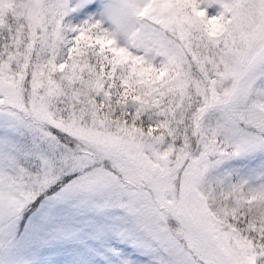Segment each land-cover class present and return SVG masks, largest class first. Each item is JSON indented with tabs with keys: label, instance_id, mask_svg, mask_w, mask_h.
<instances>
[{
	"label": "rangeland",
	"instance_id": "rangeland-1",
	"mask_svg": "<svg viewBox=\"0 0 264 264\" xmlns=\"http://www.w3.org/2000/svg\"><path fill=\"white\" fill-rule=\"evenodd\" d=\"M83 28L115 66L155 58L147 129L102 107ZM230 173L264 176V0H0V264H249L213 212Z\"/></svg>",
	"mask_w": 264,
	"mask_h": 264
},
{
	"label": "trees",
	"instance_id": "trees-1",
	"mask_svg": "<svg viewBox=\"0 0 264 264\" xmlns=\"http://www.w3.org/2000/svg\"><path fill=\"white\" fill-rule=\"evenodd\" d=\"M152 1L154 0H149V2ZM203 1L201 0V2ZM198 11L204 17L202 14L204 12ZM202 17L201 22L205 27L202 29V33L207 32L205 36H210L209 32L212 33L211 30L217 25L213 19L210 18L209 21L206 16L205 18ZM164 32L169 37L167 44L172 51L170 58H181L185 55L184 50L175 45L177 37L174 30L165 29L163 34ZM68 35L71 38L70 52L73 55L78 52L83 53L87 59L95 63L94 68L97 73H102L104 76V83L100 84V91L103 95H97L102 107H111L113 116L120 115L124 120L133 122L135 126L147 129L146 126L150 125L154 118L147 117L148 110L142 108V103L155 97V90H159L162 85L158 75L160 72H158L156 64L151 62L155 58L147 59V57L142 56L141 60L142 63H145L144 67L138 62L127 65L122 63L115 66L111 63L114 59L110 56L109 50L106 52L101 47L99 48L98 41L88 34L86 28H83L75 37L71 36L73 33H68ZM140 70L143 72L141 73ZM144 72L145 74H143ZM142 74L143 76H141ZM192 141L194 140L192 139ZM71 143L78 145L80 142L73 140ZM93 155L98 158L100 164L110 159L99 147L96 148ZM259 179H261L259 182L256 179H251L250 182L244 176L234 177L230 173L223 176L221 183L216 180V185L220 187L223 195L216 200L222 205L213 212L225 219L227 227L236 231L238 241L245 246V256L249 264H264V176H260ZM69 181L70 175L64 174L59 178L58 185ZM48 186L43 191L46 192L45 194L49 192ZM52 189L51 187L50 191ZM43 195L38 194L24 204L23 208L30 212L33 211Z\"/></svg>",
	"mask_w": 264,
	"mask_h": 264
}]
</instances>
